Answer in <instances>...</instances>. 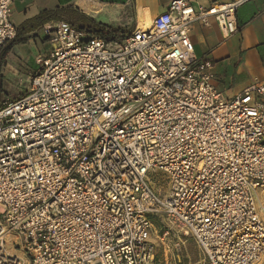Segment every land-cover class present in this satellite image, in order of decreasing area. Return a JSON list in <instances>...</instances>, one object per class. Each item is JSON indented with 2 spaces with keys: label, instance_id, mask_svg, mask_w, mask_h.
Segmentation results:
<instances>
[{
  "label": "built area",
  "instance_id": "2783aa9c",
  "mask_svg": "<svg viewBox=\"0 0 264 264\" xmlns=\"http://www.w3.org/2000/svg\"><path fill=\"white\" fill-rule=\"evenodd\" d=\"M247 1L172 0L112 39L44 25L49 52L0 99V264H185L188 241L196 264H264V80L226 98L190 38L211 17L235 33Z\"/></svg>",
  "mask_w": 264,
  "mask_h": 264
},
{
  "label": "crops",
  "instance_id": "0c3cea01",
  "mask_svg": "<svg viewBox=\"0 0 264 264\" xmlns=\"http://www.w3.org/2000/svg\"><path fill=\"white\" fill-rule=\"evenodd\" d=\"M172 0H14L12 20L18 29L35 17L63 10L51 19L29 31L21 32L3 60L0 99L18 98L25 92L29 76L37 69L35 58L50 50L43 32L46 24L64 20L90 35H99L69 9L78 10L95 23L104 24L123 33L149 27L152 20L163 13ZM195 8L208 7L215 0H191ZM230 2L232 0H217ZM68 9V11H67ZM238 30L224 34L211 17L208 24H192L190 38L195 55L213 63L214 82L226 98H233L251 84L264 80V0H249L236 12ZM29 28V27H27ZM35 65V68L31 64ZM22 91V92H21ZM19 93L18 96L12 94Z\"/></svg>",
  "mask_w": 264,
  "mask_h": 264
},
{
  "label": "trees",
  "instance_id": "16d2710c",
  "mask_svg": "<svg viewBox=\"0 0 264 264\" xmlns=\"http://www.w3.org/2000/svg\"><path fill=\"white\" fill-rule=\"evenodd\" d=\"M61 11H63V10H57L53 14L55 15ZM67 11H68V9H67ZM69 11H72L73 13H77V16L83 21V23L87 24L88 27L90 28V30H93L95 33L99 34V36L112 39V38H116L118 35L119 36L124 35L123 33L117 32V31L111 29L110 27H108L104 24L95 23L92 19L83 15L78 10L69 9ZM54 15L47 12V13H43V14L35 17L34 19L30 20L28 23H26L25 25L21 26L18 29L17 35L12 41H10L8 44H6L5 46H3L1 48V50H0V91L2 88V82H3V77L1 76V69H2V65H3V60L6 57V54L9 51L10 47L17 42V39L20 37L21 32H23L24 30L29 31L33 28L38 27L39 25H41L44 22H47L51 19H56V16H54ZM27 27H29V28H27Z\"/></svg>",
  "mask_w": 264,
  "mask_h": 264
},
{
  "label": "rangeland",
  "instance_id": "374dc122",
  "mask_svg": "<svg viewBox=\"0 0 264 264\" xmlns=\"http://www.w3.org/2000/svg\"><path fill=\"white\" fill-rule=\"evenodd\" d=\"M31 65L33 66V68H35V65L33 63ZM19 93L20 92H18L16 94H12V96H18ZM23 93L24 92L20 93V95H22ZM162 191H164V189H162ZM183 255H184V257L182 258V260H183V262L185 264H188V263H190V264H196V262L198 261V252H197V249H196L195 245L191 241H188L186 243V246L183 249Z\"/></svg>",
  "mask_w": 264,
  "mask_h": 264
}]
</instances>
